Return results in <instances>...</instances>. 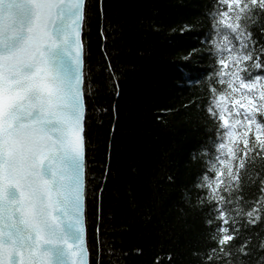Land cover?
Listing matches in <instances>:
<instances>
[{
	"label": "snow or ice",
	"instance_id": "6c2138e0",
	"mask_svg": "<svg viewBox=\"0 0 264 264\" xmlns=\"http://www.w3.org/2000/svg\"><path fill=\"white\" fill-rule=\"evenodd\" d=\"M104 5L0 0V264H90L87 200L90 188L95 199L104 186L92 187L89 179L86 120L94 87L86 29L98 17L107 41ZM204 15L206 48L193 47L182 59L207 56L210 70L190 80L200 92L181 107L204 113L212 124L214 135L191 157L205 171L190 185L179 184L165 165L154 183L175 186L188 208L207 213L214 246L193 251L202 264H250L253 258L264 264V234L257 230L264 222V0H212ZM102 50L109 82L118 80L106 43ZM115 90L119 95L118 84ZM110 172L107 167L105 179ZM246 178L262 193L250 205L242 195ZM159 192L151 196L154 203ZM173 259L158 255L154 264Z\"/></svg>",
	"mask_w": 264,
	"mask_h": 264
},
{
	"label": "trees",
	"instance_id": "16d2710c",
	"mask_svg": "<svg viewBox=\"0 0 264 264\" xmlns=\"http://www.w3.org/2000/svg\"><path fill=\"white\" fill-rule=\"evenodd\" d=\"M211 5L212 0H105L107 41L100 38L98 17L86 29L94 87L86 120L89 179L92 187L104 186L95 199L90 188L87 200L90 264H154L158 255L168 253L173 264H202L193 251L214 246L206 235L207 213L188 208L175 186L154 183L165 165L178 174L179 184L190 185L205 171L203 162L191 157L214 135L212 124L204 113L181 106L200 92L189 82L210 70V59L186 63L182 57L193 47L206 48L201 43L208 31L204 14ZM184 24L193 25L192 30L173 31ZM105 43L118 77L111 82ZM107 167L111 172L105 179ZM258 188L245 179L242 195L248 205L262 195ZM257 230L264 234V222ZM251 235L255 240V232Z\"/></svg>",
	"mask_w": 264,
	"mask_h": 264
}]
</instances>
